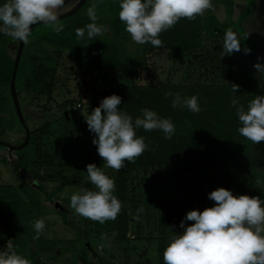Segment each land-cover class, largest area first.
Instances as JSON below:
<instances>
[{"label": "rangeland", "instance_id": "1", "mask_svg": "<svg viewBox=\"0 0 264 264\" xmlns=\"http://www.w3.org/2000/svg\"><path fill=\"white\" fill-rule=\"evenodd\" d=\"M102 1L88 0L86 6ZM231 1L230 17L222 0H212L214 10L206 14H212L224 25L232 23L233 31L237 29L241 33L243 27L235 23L251 0ZM78 2L65 0L59 15L74 8ZM255 5L256 10L248 21L249 31L264 23V0ZM249 31L245 34L250 41L247 39L245 45L247 48L252 46L251 53H245L241 44L239 52L220 58L224 37H204L203 49L188 55L174 58L165 50L146 56V65L140 69L134 83L236 84L244 79L247 81L248 77L257 84L258 95H264V75H258L254 67L257 63L264 65V36L256 32L249 34ZM17 45L18 41L12 39L3 51L11 61L15 60ZM124 48L131 60L142 55L140 44L132 41L129 34ZM257 49L263 57L259 60ZM115 77L113 73H101L93 76L94 83H91L89 78L78 76L77 65L67 52L31 39L24 45L15 90L23 122L33 142L13 152L0 146V203L17 205L21 216L18 223L20 251L31 264H82L84 259L92 264H145L146 260L148 264H158V249L168 245L174 232H183L180 223L184 219H173L171 227L164 228L160 222L161 213L195 198L192 187L197 177L174 169L161 173L155 169L135 170L130 175L129 200L135 212L132 227L123 239L115 229L116 220L100 224L77 215L70 207L72 194L83 188L95 190L86 179L88 164L100 167L110 178L114 175L115 170L107 168L97 155V146L92 143L95 134L89 131L85 118L110 96L114 85L130 84L123 71L119 72L118 79ZM0 96L9 101L5 112L0 114V142L19 146L25 140V132L8 86L0 87ZM62 115H69V122L62 119ZM43 128L45 132L41 133ZM247 164L258 175L245 176L239 183V195L258 196L264 200V142L254 144ZM237 173L236 166L227 165L214 175L207 174L201 195L203 203L213 207L215 202L208 196L221 187L238 196L235 191ZM71 179H74L73 184L52 195L50 201H46L45 194L38 189L40 185L52 194L65 180ZM141 206L144 211L138 213ZM61 213L67 216L70 226L63 223ZM36 220H43L45 224L39 239L33 238ZM191 224L185 223V226ZM102 233H106V239H101ZM2 235L3 223L0 221V240ZM166 239L169 241L163 243ZM2 248L4 250L6 246L0 250Z\"/></svg>", "mask_w": 264, "mask_h": 264}, {"label": "trees", "instance_id": "2", "mask_svg": "<svg viewBox=\"0 0 264 264\" xmlns=\"http://www.w3.org/2000/svg\"><path fill=\"white\" fill-rule=\"evenodd\" d=\"M88 1V0H87ZM84 5L72 16L59 21L64 25L63 31L56 33L45 25H38L32 28V35L29 39L41 42L47 46L67 52L77 65V73L80 77L89 78L94 83L93 76L101 73H113L118 79L120 71L125 73V77L130 80L129 85L116 84L110 89V95L116 94L121 97L120 110L127 112L135 119L141 116V109L148 108L157 112L160 117L170 119L175 126V133L170 140L164 138L163 132L159 130L147 132L136 129L137 136H142L150 149L136 159L135 163L125 162V167L120 171H115L112 179L115 180L116 190L114 195L122 203V210L116 219V231L124 238L132 227L135 207L129 200V177L135 170L147 171L155 169L159 173L174 169L180 172L197 177L193 185L195 198L183 201L178 208L164 210L161 213L160 222L162 227L170 228L173 219H184L191 210L203 211L212 207L202 201V190L207 182V174L214 175L227 165L238 168L235 179V191L239 196L240 184L247 174L258 175L257 171L248 166L250 151L254 144L240 136L238 128L241 126L236 109L231 107V100L238 98L240 103L247 108L248 102L258 95V86L247 77L240 83L238 91L233 94L232 84H210V85H173L170 83L138 85L134 81L138 78L139 71L146 65V56H151L159 51H170L174 58L181 55H188L203 49L204 37L220 39L233 24L224 25L216 17L207 13L203 17L195 20L181 19L174 28L162 32L159 38L163 42V47L155 48L150 43L140 45L141 57L131 60L124 48V41L128 33L125 25L119 20L120 0H103L98 3L96 23L103 25L106 31L95 40H79L76 36L77 28H84L91 23L87 16ZM227 15H232V1L222 0ZM253 1L243 9L236 21V25H242L249 15ZM235 33L239 36L242 46L246 47L247 39L243 36V31ZM12 41L4 33L0 32V87H9L14 60L11 61L3 54L6 45ZM178 92L181 96L198 97L201 108L199 113H191L187 109L172 108L171 97H166L165 93ZM10 93V90H9ZM11 99V95H10ZM9 105L8 98L0 96V114L4 113ZM69 115H62V119L69 122ZM5 119V118H4ZM0 118V123H1ZM6 125V124H5ZM2 127H0L1 129ZM2 130V129H1ZM44 133V128L42 129ZM2 133V132H0ZM33 142L30 138L27 144ZM98 155V154H97ZM48 163V162H47ZM20 165V164H19ZM23 167V166H22ZM73 180H65L59 188L52 194H48L42 186L38 189L45 194V200L50 201L52 195L58 194L66 186L72 185ZM17 205L14 203H0V221L3 223V235L0 240V247L10 243L12 250L21 255L19 240V221ZM62 221L65 225L71 224L67 216L61 213ZM186 224L193 223L186 221ZM169 241L166 239L163 243ZM167 245L164 244L158 249L159 263L163 264V252ZM91 251V250H90ZM82 264H92L83 260Z\"/></svg>", "mask_w": 264, "mask_h": 264}, {"label": "clouds", "instance_id": "3", "mask_svg": "<svg viewBox=\"0 0 264 264\" xmlns=\"http://www.w3.org/2000/svg\"><path fill=\"white\" fill-rule=\"evenodd\" d=\"M65 0H2L0 2V32L17 41L29 42L32 26L43 24L60 33L64 25L59 22V10ZM98 3L87 9L91 23L77 28L79 40H95L103 35L105 26L96 23ZM119 20L125 31L137 44H151L163 47L159 38L181 20H195L206 12L214 10L212 0H120ZM241 50L237 34L229 28L224 34L220 58ZM245 53L250 49H245ZM260 58L258 57V60ZM258 75H264V65H254ZM235 94L239 85L232 84ZM171 107L187 109L191 113L201 111L198 97L181 96L168 91ZM121 97L113 94L105 97L85 120L90 132L95 134L92 141L98 155L107 168L120 171L125 162L135 163L136 159L150 149L136 129L151 132L159 130L170 140L175 126L168 118L160 117L156 111L142 108L141 116L133 119L120 110ZM240 123L238 133L253 144L264 142V95H256L248 102L247 108L238 98L231 100ZM87 181L95 190L83 188L70 197V207L79 216L100 224L115 221L122 210V203L116 195L115 180L95 164L86 166ZM259 183V181H257ZM208 198L215 202L213 207L189 211L180 223L182 233L171 237L163 252V264H264V200L258 196L239 195L223 187L212 191ZM144 211L141 206L137 212ZM186 221H192L185 226ZM45 224L36 220L33 224L34 239H39ZM106 239V233L101 234ZM110 246V245H109ZM0 264H31V261L12 250L7 244L0 251Z\"/></svg>", "mask_w": 264, "mask_h": 264}, {"label": "water", "instance_id": "4", "mask_svg": "<svg viewBox=\"0 0 264 264\" xmlns=\"http://www.w3.org/2000/svg\"><path fill=\"white\" fill-rule=\"evenodd\" d=\"M87 0H79V2L76 4V6H74V8H72L71 10L62 13L59 15V21L66 19L67 17L72 16L73 14H75L86 2ZM38 25H43V24H37V25H33L32 28L38 26ZM25 43H23V41H19L18 44V48H17V52H16V56H15V60H14V67L12 70V75H11V80L9 82V90H10V95H11V99H12V103L15 109V112L19 118V121L21 122V124L23 125V128L25 130V140L24 142L19 145V146H9L8 144L4 143V142H0V146H5L6 148H8V150L10 152L13 151H18L23 149L29 140V132L27 130V128L25 127V124L23 122V118L21 115V111H20V107H19V103H18V97H17V93L15 90V80H16V75H17V70H18V66L20 63V59H21V55H22V51L24 48Z\"/></svg>", "mask_w": 264, "mask_h": 264}, {"label": "crops", "instance_id": "5", "mask_svg": "<svg viewBox=\"0 0 264 264\" xmlns=\"http://www.w3.org/2000/svg\"><path fill=\"white\" fill-rule=\"evenodd\" d=\"M253 1V5H252V8H251V11H250V13H249V15L247 16V18L243 21V23H242V31H243V36L246 38V39H248L249 41H250V39L248 38V36L245 34L247 31H249L250 30V27H249V25H248V21H249V19H250V17H251V15L253 14V12L256 10V5H255V3H259L260 2V0H252ZM246 6H244L243 7V9L245 8ZM253 28L254 29H252L251 31H249V34H253V32H256L257 34H261L262 36H264V23L261 25V26H257V27H254L253 26ZM257 34H255V35H257ZM241 42V41H240ZM255 52H259V58L261 59V58H263V57H261L262 56V53H260V51L257 49V50H255ZM147 256V255H146ZM159 256V255H158ZM145 259H146V257H145ZM145 264H148L149 262H148V260H146L145 262H144ZM158 263H159V259H158Z\"/></svg>", "mask_w": 264, "mask_h": 264}, {"label": "flooded vegetation", "instance_id": "6", "mask_svg": "<svg viewBox=\"0 0 264 264\" xmlns=\"http://www.w3.org/2000/svg\"><path fill=\"white\" fill-rule=\"evenodd\" d=\"M71 10V9H70ZM18 44H19V41H18ZM17 48H18V45H17ZM24 132H25V130H24ZM3 147H5V146H3Z\"/></svg>", "mask_w": 264, "mask_h": 264}, {"label": "built area", "instance_id": "7", "mask_svg": "<svg viewBox=\"0 0 264 264\" xmlns=\"http://www.w3.org/2000/svg\"><path fill=\"white\" fill-rule=\"evenodd\" d=\"M0 251H3V248Z\"/></svg>", "mask_w": 264, "mask_h": 264}]
</instances>
